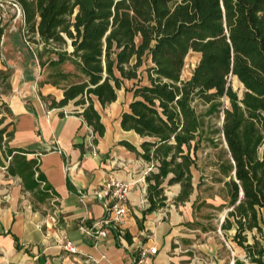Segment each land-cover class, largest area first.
Returning <instances> with one entry per match:
<instances>
[{"label": "trees", "instance_id": "1", "mask_svg": "<svg viewBox=\"0 0 264 264\" xmlns=\"http://www.w3.org/2000/svg\"><path fill=\"white\" fill-rule=\"evenodd\" d=\"M15 1L26 31L36 36L38 65L53 70L38 84L61 90L48 107L69 105L101 136L94 101L104 108L123 79L133 80L119 126L144 139L138 149L120 144L148 166L142 213L165 207L172 185V202L187 200L198 151L218 149L213 180L222 201L213 207L225 209L219 228H233L231 240L264 264V0ZM188 51L199 58L182 79ZM63 63L72 71L58 70ZM4 152V169L20 178L22 191L38 202L56 195L36 157L26 158L22 148Z\"/></svg>", "mask_w": 264, "mask_h": 264}, {"label": "crops", "instance_id": "2", "mask_svg": "<svg viewBox=\"0 0 264 264\" xmlns=\"http://www.w3.org/2000/svg\"><path fill=\"white\" fill-rule=\"evenodd\" d=\"M189 52L194 53L196 63L199 53ZM8 66L10 89L0 98V107H5V114L0 113V128L4 127V144L0 146V264H259L249 260L242 247L231 240L233 228L217 232L223 214L214 225L206 222L210 213L196 206L193 168L194 188L187 200L172 202L177 191V185H172L165 207L142 213L147 205L143 177L148 166L120 144L125 140L138 149L144 139L119 126V114L127 109L131 92L116 90V99L104 108L94 101L104 128L98 136L80 115L68 112L69 105L48 107L49 99L61 97V90L48 83L38 84L37 62ZM123 80L130 85L133 82ZM7 133H11L8 138ZM5 146L25 149L26 158L36 157L39 171L56 195L38 202L31 193L22 191L20 178L4 169ZM110 179L129 183L119 230L116 235L111 230L105 236L86 234L79 225L104 215L101 201L92 191ZM79 191L85 193L82 199ZM53 201L55 220L50 221L46 205ZM62 233L75 245V251L62 248ZM149 246L155 247L154 252L139 256L140 250ZM261 260L264 262V254Z\"/></svg>", "mask_w": 264, "mask_h": 264}, {"label": "rangeland", "instance_id": "3", "mask_svg": "<svg viewBox=\"0 0 264 264\" xmlns=\"http://www.w3.org/2000/svg\"><path fill=\"white\" fill-rule=\"evenodd\" d=\"M0 27L2 33L0 34V98L5 97L10 89V73L11 68L8 65H20L27 64L28 62L36 63L35 51L38 49V43L35 41L36 36L28 33L23 24L21 16L17 14L14 7L11 5L10 0H0ZM67 49H70L69 46ZM196 58L194 53L189 52L184 57V73L182 78L185 79L189 76V73L195 65ZM5 63V65H3ZM63 72H71L72 67L68 63L61 64L58 68ZM53 70L48 68L47 65L39 66L40 79H46L47 75ZM233 79V78H232ZM235 82V81H234ZM237 82V81H236ZM235 82L236 86L238 85ZM130 81H122L121 91L125 92V88L130 86ZM0 113L5 114V107H0ZM197 111L202 109L201 105L196 106ZM7 118L8 116L5 115ZM8 121V118L5 122ZM10 127L7 126L6 131H9ZM4 137V136H2ZM218 149L204 148L198 151L196 165L197 169H194L193 182L196 184L198 181L199 186L197 191V208L203 209V212L210 219L206 222L214 225L219 221L221 214H224L223 209H216L213 206L219 204L222 201L220 194L221 186L217 182H214L215 177L212 163L215 161ZM200 176V178H199ZM166 195L173 193V188L170 186L165 190ZM53 209V204L48 203L46 205V211L50 212ZM217 232L220 229L217 228Z\"/></svg>", "mask_w": 264, "mask_h": 264}, {"label": "built area", "instance_id": "4", "mask_svg": "<svg viewBox=\"0 0 264 264\" xmlns=\"http://www.w3.org/2000/svg\"><path fill=\"white\" fill-rule=\"evenodd\" d=\"M10 1L17 14L21 16L20 8L16 1ZM128 189V182L110 179L105 182L100 189L93 190L92 194L101 201L102 207L104 209V215L100 219L93 220L88 225L80 224V230L95 237L105 236L111 228H114L118 231V223L126 211L125 201ZM78 194L80 199L85 196V193L80 191ZM47 218L50 221L55 220L54 210L47 214ZM60 239L63 249L69 252L75 251V245L63 233L61 234ZM154 250V246H149L147 249H141L139 256H142L145 252H154Z\"/></svg>", "mask_w": 264, "mask_h": 264}]
</instances>
